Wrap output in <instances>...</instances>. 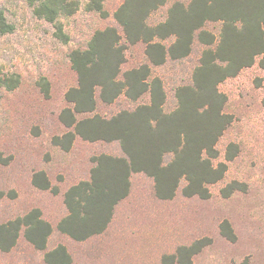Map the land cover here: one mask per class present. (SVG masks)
Masks as SVG:
<instances>
[{
  "label": "rangeland",
  "instance_id": "obj_1",
  "mask_svg": "<svg viewBox=\"0 0 264 264\" xmlns=\"http://www.w3.org/2000/svg\"><path fill=\"white\" fill-rule=\"evenodd\" d=\"M76 1L78 9L59 18L67 35L63 42L55 35L54 26L37 18L25 0H0V8L14 27L0 35V81L18 78L11 90L0 82V223L38 208L53 228L44 250L35 248L21 232L10 250H0V264H47L45 251L58 244L69 253V264H177L166 263V257L178 246L204 237L210 242L192 257L193 264H264V68L258 66L257 59L218 85L227 96L224 111L233 119L218 139L216 161H225L229 142L238 145V152L225 161L223 178L209 185L208 198L183 196L181 183L172 199L162 200L155 196L150 177L133 173L129 193L115 205L104 231L77 241L57 230L66 213L63 192L89 178L95 156L121 155L117 142L75 136L67 150L52 142L53 136L68 130L58 114L68 105L66 90L77 82L69 52L84 48L98 28L116 26L122 34L113 12L123 0H103L105 17L85 9L90 0ZM174 1L167 0L152 11L148 24L163 21ZM205 27L219 34V22ZM171 40L161 42L168 45ZM201 49L195 44L187 57L151 66L152 76L160 77L166 92V111L175 106V88L190 81ZM124 54L121 72L147 62L142 43L126 44ZM41 77L49 83L47 94L38 84ZM95 98L92 113L105 117L148 101L146 94L135 101L120 95L105 103L98 91ZM39 170L45 172L50 188L39 189L32 184V175ZM233 180L243 183L244 190L224 197L220 189ZM224 220L232 229V240L220 231Z\"/></svg>",
  "mask_w": 264,
  "mask_h": 264
},
{
  "label": "trees",
  "instance_id": "obj_2",
  "mask_svg": "<svg viewBox=\"0 0 264 264\" xmlns=\"http://www.w3.org/2000/svg\"><path fill=\"white\" fill-rule=\"evenodd\" d=\"M25 1L33 14L51 23L55 35L66 42L59 18L73 14L78 2ZM166 1L123 0L113 12L122 34L116 26L98 28L84 48L69 52L77 82L66 90L64 98L68 105L58 114V120L68 130L53 136L52 142L67 150L74 137L79 136L87 141L117 142L121 151V155L95 156L89 178L63 192L66 213L56 228L73 240L82 241L105 230L115 205L129 193L133 173L150 177L159 199H172L181 183L183 196L206 199L210 196L209 185L223 178L225 161L238 152V145L229 142L225 161H216L218 139L233 119L224 111L227 96L218 85L256 59L258 66L264 68V0H176L168 7L163 21L148 24L150 13ZM85 9L107 16L103 0H90ZM215 22L220 23L218 35L205 27ZM13 28L0 8V35L12 32ZM167 38L172 40L165 45L161 41ZM136 43L144 44L147 62L121 72L126 44ZM195 44L202 49L191 79L175 88V106L166 111V92L160 77L152 76L151 66L183 59ZM0 82L11 90L18 78L11 76ZM38 84L47 94L48 81L41 77ZM96 91L105 103L120 95L135 101L146 94L148 101L105 117L92 113ZM31 182L39 189L50 188L43 170L33 173ZM243 186L233 180L220 192L227 197L235 190H244ZM52 229L40 210L32 208L0 223V250H10L21 232L35 248L44 250ZM220 231L228 239L234 238L227 220L220 223ZM209 242L204 237L178 246L166 257V263L193 264L192 257ZM44 260L47 264H69L71 257L65 246L58 244L45 251Z\"/></svg>",
  "mask_w": 264,
  "mask_h": 264
}]
</instances>
